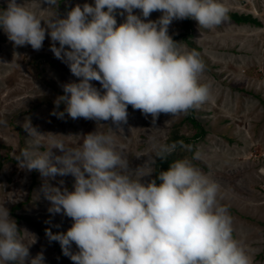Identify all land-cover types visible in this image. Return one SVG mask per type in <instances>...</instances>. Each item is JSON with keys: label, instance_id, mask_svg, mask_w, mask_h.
<instances>
[{"label": "clouds", "instance_id": "clouds-1", "mask_svg": "<svg viewBox=\"0 0 264 264\" xmlns=\"http://www.w3.org/2000/svg\"><path fill=\"white\" fill-rule=\"evenodd\" d=\"M6 5L0 7V28L14 44L40 49L47 33L54 55L80 78L62 84L54 103L64 108L52 110L59 118L65 112L98 123L110 118L119 127L131 104L151 113L155 125L161 112L187 111L211 96L212 82L200 79L205 68L200 53L179 49L168 28L183 18L203 27L218 25L229 12L224 0H85L66 16L47 19L18 0ZM117 9L125 17L120 23ZM153 10L161 14L145 19ZM93 80L100 81L99 88ZM24 128L33 141L15 157L19 167L45 178L73 177L71 189L63 179L58 184L45 179L41 190L51 202L49 212L72 218L66 230L45 228V233L75 264H251L233 235L227 205L218 199L219 183L190 159L177 158L152 176L142 166L130 167L112 136L97 128L75 146L49 137L44 150L39 147L44 133L30 120ZM150 139L153 160L176 148V142ZM19 229L6 203H0V264H26V258L28 264H46L42 251L29 256Z\"/></svg>", "mask_w": 264, "mask_h": 264}, {"label": "rangeland", "instance_id": "rangeland-1", "mask_svg": "<svg viewBox=\"0 0 264 264\" xmlns=\"http://www.w3.org/2000/svg\"><path fill=\"white\" fill-rule=\"evenodd\" d=\"M18 2L47 19L55 14L66 16L71 7L77 3L82 6L85 0ZM224 2L229 12L251 14L260 25L235 23L227 18L218 25L203 27L189 18L190 39L205 64L200 79L212 82V92L209 99L193 107L194 116L206 133L184 158L219 183L218 199L232 215L234 237L248 251L251 264H264V196L259 191L264 170V0ZM6 6V0H0V7ZM122 11L117 9L114 13L117 23L125 18L120 14ZM160 14L159 10H153L145 19H155ZM184 19H174L168 28L181 50L193 48L185 41ZM49 44L46 33L40 49L27 43L16 45L0 28V203H6L15 220L20 217L16 220L18 235L29 244L30 257L42 251L46 264H75L63 254L58 241L56 246L31 224L38 222L55 232L71 226V217L48 211L51 202L44 196L41 185L45 179L50 184L63 179L71 189L73 177L57 174L45 178L36 169L19 167L15 157L33 141L24 128L28 120L44 133L41 150L48 147L49 137L61 138L67 146H75L82 140L81 135L97 128L112 136L116 149L127 156L130 167L142 166L143 171H153L152 176L154 160L150 157L155 149L150 138L165 142L175 124L184 136H192L195 129L184 120L187 111L161 112L153 125L151 113L145 114L131 104L127 106V120L120 122L119 127L110 118L98 123L82 116L72 118L67 112L63 118L53 115L54 108H64L63 103H54L63 93L62 84L80 78L54 55ZM92 83L100 87V81ZM52 151L60 154L62 150ZM196 152L198 157L193 156ZM255 154L262 157L255 159ZM72 247L76 248L74 242Z\"/></svg>", "mask_w": 264, "mask_h": 264}, {"label": "trees", "instance_id": "trees-1", "mask_svg": "<svg viewBox=\"0 0 264 264\" xmlns=\"http://www.w3.org/2000/svg\"><path fill=\"white\" fill-rule=\"evenodd\" d=\"M227 18L235 23H248L253 25H260V22L251 14L228 12ZM183 28L185 30V41L187 42V44L198 50V47L190 39V37L192 36V32H191V22L189 18L184 19ZM184 120L189 122L191 126H193V128L195 129V133L190 137L184 136L179 133L177 124L172 126L170 134L165 142L166 143L176 142V148L173 152L167 154L163 159L157 157L154 160V176L156 175V172H159L160 169H167L169 164L173 160L177 158H184L185 155L191 154L194 149V144L196 143V141L204 137L206 131L203 125L195 118L193 107L187 110ZM19 218H20L19 216H16V220H18ZM31 224L34 226V228L39 234L46 235L45 228L47 227L41 225L38 222H31ZM52 241L57 246L56 240H52ZM11 264H20V262L14 261L11 262Z\"/></svg>", "mask_w": 264, "mask_h": 264}, {"label": "built area", "instance_id": "built-area-1", "mask_svg": "<svg viewBox=\"0 0 264 264\" xmlns=\"http://www.w3.org/2000/svg\"><path fill=\"white\" fill-rule=\"evenodd\" d=\"M253 157L255 158V159H259L260 157H262V154H255V155H253ZM262 177H261V180H260V183H259V191H260V193H262L263 194V196H264V170H262ZM264 202V201H263Z\"/></svg>", "mask_w": 264, "mask_h": 264}]
</instances>
